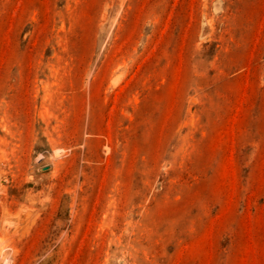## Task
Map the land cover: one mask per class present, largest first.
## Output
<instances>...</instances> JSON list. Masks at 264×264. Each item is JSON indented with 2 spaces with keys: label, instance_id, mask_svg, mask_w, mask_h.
<instances>
[{
  "label": "rangeland",
  "instance_id": "1",
  "mask_svg": "<svg viewBox=\"0 0 264 264\" xmlns=\"http://www.w3.org/2000/svg\"><path fill=\"white\" fill-rule=\"evenodd\" d=\"M0 264H264V0H0Z\"/></svg>",
  "mask_w": 264,
  "mask_h": 264
}]
</instances>
